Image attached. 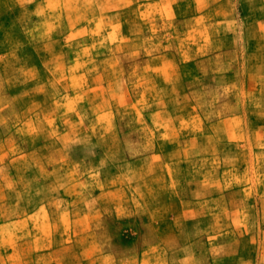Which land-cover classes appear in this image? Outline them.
Returning <instances> with one entry per match:
<instances>
[{
  "label": "clouds",
  "instance_id": "9594fccd",
  "mask_svg": "<svg viewBox=\"0 0 264 264\" xmlns=\"http://www.w3.org/2000/svg\"><path fill=\"white\" fill-rule=\"evenodd\" d=\"M0 264H264V0H0Z\"/></svg>",
  "mask_w": 264,
  "mask_h": 264
}]
</instances>
